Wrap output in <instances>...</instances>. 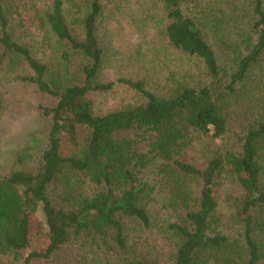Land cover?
<instances>
[{"label":"trees","instance_id":"trees-1","mask_svg":"<svg viewBox=\"0 0 264 264\" xmlns=\"http://www.w3.org/2000/svg\"><path fill=\"white\" fill-rule=\"evenodd\" d=\"M8 1L0 66L25 69L19 81L48 102L39 106L48 128L35 152L0 174V264H159L128 245L123 224L152 229L159 200L170 264H264V0H158L164 46L187 67L161 87L120 79L140 99L103 114L89 93L114 86L99 80L104 0L85 2L78 30L61 0L43 12L63 48L54 63L11 36ZM201 137L233 143L196 166L183 154ZM228 181L235 190L221 207L216 193Z\"/></svg>","mask_w":264,"mask_h":264},{"label":"rangeland","instance_id":"rangeland-1","mask_svg":"<svg viewBox=\"0 0 264 264\" xmlns=\"http://www.w3.org/2000/svg\"><path fill=\"white\" fill-rule=\"evenodd\" d=\"M87 0H61L67 23L79 29V18ZM53 0H9L6 4L9 32L20 43L32 47L37 57L56 62L63 49L56 39L41 25L43 12L48 10ZM221 9L224 5L220 4ZM162 12L158 0H104L97 19V35L104 52L103 65L99 74L102 83H114L108 91L89 93L95 113L103 114L127 105H134L140 96L120 83V79H146L151 87H161L166 77L173 71L187 67L184 59L164 46L162 37ZM52 57V59H51ZM180 58L182 59L181 61ZM25 72L20 65L4 60L0 66V95L3 110L0 115V174L7 173L19 165L16 160L25 152H35L36 145L42 144L47 134V120L39 110L48 102L35 86L20 82ZM177 73V72H176ZM232 141L201 137L194 141L183 154V159L196 166H202L215 151L228 147ZM69 144L62 142L63 154H67ZM33 165L34 159L27 160ZM235 190L233 182H224L216 193L221 207L226 204L228 193ZM161 200L152 204L155 225L150 230H141L135 222L123 220L128 234V245L138 252L157 259L159 264H170L168 252L170 241L165 239L161 229L166 219ZM154 215V214H153ZM38 220L44 223L38 212ZM45 235L37 237L32 248H39ZM121 257V256H118ZM11 257L2 264H7ZM12 264V263H11ZM13 264H19L13 263ZM31 264H45L32 260Z\"/></svg>","mask_w":264,"mask_h":264}]
</instances>
